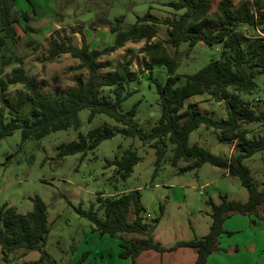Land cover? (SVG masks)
<instances>
[{
    "label": "rangeland",
    "instance_id": "obj_1",
    "mask_svg": "<svg viewBox=\"0 0 264 264\" xmlns=\"http://www.w3.org/2000/svg\"><path fill=\"white\" fill-rule=\"evenodd\" d=\"M174 0H16L18 15L31 12V20L20 19L14 26L18 33L13 46L15 54L21 57L26 71L34 75L44 92L65 94L67 88L76 85L77 79H85L87 71L77 68L79 60L70 54H61L48 59L50 42L71 35L76 45H81V34H72L73 28L84 33L86 42L92 48H104L115 41L110 26L119 25L127 30L138 17L150 12L161 20L175 17L184 12L169 5ZM221 0H212V11L217 10ZM250 0H233V10L249 6ZM35 9V11H33ZM117 18H121L117 22ZM24 27L29 29L24 31ZM158 36L149 42L163 41L169 27L158 24ZM248 34L258 31L248 29ZM148 41H128L118 50L103 55L101 75L118 70V65L129 62V69L136 73L128 90L132 93L123 102V110L136 105L135 120L147 132L159 122L162 106L159 86L165 84L168 71L164 65L153 64L147 69L149 57L141 50ZM168 51L177 61L175 75L180 79L200 71L220 56L221 44L190 45L183 42L179 47L166 44ZM20 63L7 65L0 72V80L11 74ZM256 87L251 92L241 93L258 111H264V72L255 77ZM22 84L10 85L4 92L5 98L13 102L24 93ZM109 93L108 87L103 89ZM198 101L197 109L214 118L225 116L224 103L217 102L207 94H198L186 99V103ZM1 105V104H0ZM89 109L79 112V126L52 131L41 138L23 140L22 130L0 140V201L7 202L18 212L26 213L34 208V199L40 198L46 205L49 226L44 249L50 260L40 264H131L130 259L119 256L120 237L102 235L94 230L93 223L80 214L77 208L93 209L105 218L100 196H109L139 190L142 213L147 223L160 220L153 231L154 239L169 247L181 240L202 237L209 233L212 223L210 200L220 203L221 196L246 202L249 191L238 175H231L223 167L209 162L198 168H183L191 161L180 160L172 164L174 145L168 142L160 165H156V147L143 143L138 136H124L123 124L104 113L89 118ZM109 126L115 135L103 140L96 149L62 156L59 145L78 140L80 134L100 126ZM247 127L253 133H264V124L250 123ZM189 144L201 145L215 155L230 157L234 145L221 140L218 130L204 124L190 134ZM128 148H135L140 156L132 173L121 179L110 160L121 157ZM243 163L249 167L258 190L264 192V150L246 157ZM150 214L148 216L147 214ZM224 233L219 238L218 249L208 258V264H264V207L258 213L232 214L224 222ZM140 237L124 234V241ZM234 245L238 249H234ZM41 251L24 252L18 249L5 259L0 251V264H34L40 259ZM164 254V255H163ZM197 253L194 249L159 253L143 251L136 258L138 264H193Z\"/></svg>",
    "mask_w": 264,
    "mask_h": 264
},
{
    "label": "trees",
    "instance_id": "obj_2",
    "mask_svg": "<svg viewBox=\"0 0 264 264\" xmlns=\"http://www.w3.org/2000/svg\"><path fill=\"white\" fill-rule=\"evenodd\" d=\"M249 6L241 10H233V0H221L216 11H212V0H174L169 5L175 10L184 12L175 17L161 20L148 12L138 17L135 24L127 30H120L119 25L110 29L115 33V41L104 48H92L81 30L73 28L72 34L80 33L82 44L76 45L72 36L67 35L50 42L48 59L61 54H70L79 60L77 68L85 69V79H77L76 85L67 88L65 94L58 95L44 92L34 75L29 74L22 65L21 57L15 54L14 44L18 33L14 26L20 19L31 20V12L23 11L20 15L15 10L16 0H0V72L14 62L20 63L12 69L10 75L0 80V140L22 130L23 140L41 138L52 131L79 126V112L89 109V118L104 113L123 124L120 132L124 136H138L143 143L156 147L159 166L168 142L174 145L172 164L180 160L191 161L185 169L198 168L203 163L223 167L231 175H238L242 184L249 191L246 202L228 199L221 196L220 203L210 200L212 207V223L208 234L190 240H181L166 247L154 239L153 231L160 218L147 223L142 213L139 190L100 196L105 218H101L91 209L81 207L78 212L86 216L94 225V230L102 235L120 237L119 256L137 263V256L146 250L163 253L180 247H190L197 253L195 264H208L209 256L218 249L219 238L224 233V222L232 214L258 213L264 207V192L258 190L251 171L243 163L258 151L264 150V133H253L247 127L250 123L264 124V111L256 110L241 93L251 92L256 87L255 77L264 72V0H250ZM35 11V9L33 10ZM117 22L121 18L116 19ZM158 24L169 27L167 37L163 41L150 43L158 36ZM29 29H32L29 27ZM24 27V31L29 30ZM248 29L257 30V34H248ZM148 42L142 52L149 57L147 69L153 64L167 67L168 76L158 92L162 106L159 122L147 133L135 120L136 105L124 111L123 102L132 93L129 84L136 79V73L129 69V62L120 63L118 70L101 75L104 66L100 62L103 55L112 53L128 41ZM196 44H221L220 56L211 61L197 73L186 78L183 85L177 86L180 79L175 75L177 61L170 54L166 44L179 47L183 42ZM22 84L26 90L13 102L4 95L10 85ZM108 87L109 93L103 89ZM207 94L217 102L224 103L225 116L214 118L201 113L197 107L199 102L186 103V99ZM204 124L208 128L218 130L221 140L230 141L234 152L230 157L215 155L201 145H190V134ZM115 130L107 125L94 128L87 135L80 134L78 140L64 142L59 145L60 155L65 156L77 152L94 150L108 138L115 135ZM140 156L135 148H128L121 157L110 160L108 165H115L119 178L126 179L139 162ZM49 226L46 205L40 199H34V208L26 213L18 212L7 202L0 201V251L7 259L18 249L40 250L41 257L34 264L50 260L44 249L48 238ZM124 234H137L140 237L124 241Z\"/></svg>",
    "mask_w": 264,
    "mask_h": 264
},
{
    "label": "crops",
    "instance_id": "obj_3",
    "mask_svg": "<svg viewBox=\"0 0 264 264\" xmlns=\"http://www.w3.org/2000/svg\"><path fill=\"white\" fill-rule=\"evenodd\" d=\"M118 50V49H117ZM239 246V245H238ZM238 246H235L234 245V249L235 250H237L238 249ZM190 247H180V248H178V249H176V250H173V251H166V252H178L179 250H182V249H189ZM192 249V248H191ZM146 251H149V250H146ZM166 252H163V253H166ZM160 253V252H159ZM164 255V254H163ZM140 257V255H138L137 256V258H139ZM196 259H197V257L194 259V257H193V264H195V262H196ZM142 264V263H141ZM144 264V263H143Z\"/></svg>",
    "mask_w": 264,
    "mask_h": 264
},
{
    "label": "built area",
    "instance_id": "obj_4",
    "mask_svg": "<svg viewBox=\"0 0 264 264\" xmlns=\"http://www.w3.org/2000/svg\"><path fill=\"white\" fill-rule=\"evenodd\" d=\"M147 215H148V216H150V214H149V213H148Z\"/></svg>",
    "mask_w": 264,
    "mask_h": 264
}]
</instances>
